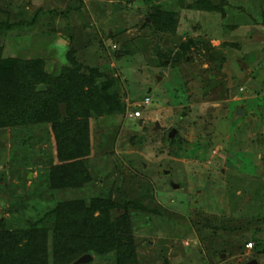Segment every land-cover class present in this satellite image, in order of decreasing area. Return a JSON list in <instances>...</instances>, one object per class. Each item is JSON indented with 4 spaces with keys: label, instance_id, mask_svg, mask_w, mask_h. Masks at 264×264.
Returning a JSON list of instances; mask_svg holds the SVG:
<instances>
[{
    "label": "rangeland",
    "instance_id": "rangeland-1",
    "mask_svg": "<svg viewBox=\"0 0 264 264\" xmlns=\"http://www.w3.org/2000/svg\"><path fill=\"white\" fill-rule=\"evenodd\" d=\"M158 12L172 14L173 31L146 25ZM1 23L10 28L0 58L41 60L59 74L71 56L125 110L91 115L92 182L53 200L112 189L138 201L137 264H264V0H0ZM57 163L48 125L0 129V216L9 218L13 188L36 191ZM40 196L12 228L50 202Z\"/></svg>",
    "mask_w": 264,
    "mask_h": 264
},
{
    "label": "trees",
    "instance_id": "trees-1",
    "mask_svg": "<svg viewBox=\"0 0 264 264\" xmlns=\"http://www.w3.org/2000/svg\"><path fill=\"white\" fill-rule=\"evenodd\" d=\"M146 25L173 31L177 21L172 14L158 12L150 15ZM9 28L0 24V31ZM68 58L71 67L62 68L59 74L47 72L41 60L0 58V129L48 125L58 161L39 176L42 182L35 185L36 191L11 190L9 218L0 216V264H73L84 254L91 255L90 261L96 257L112 259L115 264H137L131 210L142 209L138 201L116 199L112 189L89 198L85 194L70 200L52 198V191H81L92 182L85 161L90 153L91 115L125 111L116 96L95 86L101 75L96 69L84 73L79 63ZM41 189L51 203L44 199L46 206L26 228H12L10 218L22 215L30 201L36 208L38 198L43 199ZM258 240L257 245L262 244L263 239Z\"/></svg>",
    "mask_w": 264,
    "mask_h": 264
},
{
    "label": "water",
    "instance_id": "water-1",
    "mask_svg": "<svg viewBox=\"0 0 264 264\" xmlns=\"http://www.w3.org/2000/svg\"><path fill=\"white\" fill-rule=\"evenodd\" d=\"M146 21H150V20L147 19ZM237 63L241 64L240 65V70H243L245 68V65H246L245 62L237 60ZM64 108H65V105L61 104L60 105V111H61L62 115L65 114ZM244 113L245 112H244V110L242 108H238L236 110V112H235V116H239V115L244 114ZM158 128H160V124L156 122L155 123V128L153 130L156 131ZM174 132H175V130L171 131L172 134H171L170 138L172 136H174ZM91 259H92V257H91L90 254H84V255L80 256L76 261H74L73 264H84L86 262H89ZM245 264H258V262H257V260L252 259V260L246 262Z\"/></svg>",
    "mask_w": 264,
    "mask_h": 264
},
{
    "label": "built area",
    "instance_id": "built-area-1",
    "mask_svg": "<svg viewBox=\"0 0 264 264\" xmlns=\"http://www.w3.org/2000/svg\"><path fill=\"white\" fill-rule=\"evenodd\" d=\"M150 102V99L148 97L144 98V101H143V105H148ZM140 114H141V111L140 110H136L132 113H130V117H134V118H137V117H140ZM252 247V243H250L248 245V248L250 249Z\"/></svg>",
    "mask_w": 264,
    "mask_h": 264
},
{
    "label": "flooded vegetation",
    "instance_id": "flooded-vegetation-1",
    "mask_svg": "<svg viewBox=\"0 0 264 264\" xmlns=\"http://www.w3.org/2000/svg\"><path fill=\"white\" fill-rule=\"evenodd\" d=\"M239 66H240V65H239ZM237 109H238V108H237ZM237 109H236V110H237ZM235 112H236V111H235ZM172 130H175V132H174V136L178 135V134H177V133H178V130L175 129V128H171L169 131H167V134H166V137L169 138L170 140H173L172 137L170 138V136H171V134H172V133H171Z\"/></svg>",
    "mask_w": 264,
    "mask_h": 264
}]
</instances>
